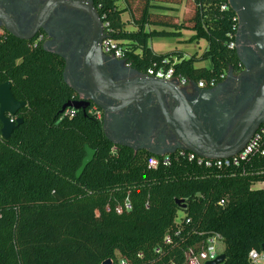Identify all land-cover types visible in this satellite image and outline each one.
Wrapping results in <instances>:
<instances>
[{
    "label": "trees",
    "instance_id": "16d2710c",
    "mask_svg": "<svg viewBox=\"0 0 264 264\" xmlns=\"http://www.w3.org/2000/svg\"><path fill=\"white\" fill-rule=\"evenodd\" d=\"M91 1L106 36L122 46L121 58L141 73L173 57L174 74L188 82H220V74L237 69L227 46L236 29L227 0H185L180 19L155 11L173 8L154 2L181 0H122L120 9L115 0ZM124 11L134 30L125 29ZM152 25L169 30H144ZM181 29L205 40L199 56L156 54L148 45L150 37ZM32 41L0 34V83L8 81L13 98L25 102L8 117L20 118L9 137L0 136V264H182L183 252L210 232L223 240L220 264H251L248 251L264 244V156L215 169L176 151L150 168L149 152L108 141L91 107L64 114L75 94L62 80L63 60ZM199 60L209 67L194 66ZM84 144L94 155L75 177ZM124 201L130 208L115 213Z\"/></svg>",
    "mask_w": 264,
    "mask_h": 264
},
{
    "label": "water",
    "instance_id": "95a60500",
    "mask_svg": "<svg viewBox=\"0 0 264 264\" xmlns=\"http://www.w3.org/2000/svg\"><path fill=\"white\" fill-rule=\"evenodd\" d=\"M227 3L237 18L234 50L238 63L242 64L243 69L236 75L233 74L232 69H228L225 76L239 79L243 74L253 72L256 69H259L260 74L250 80L243 95L239 99H235L230 106L225 107L223 104H217L211 111H199L193 104H197V97L206 99L211 90L197 88L193 81H189L192 84L191 88L185 89L177 86L174 80L155 78L129 69L132 76L128 80L114 82L109 76L106 64L115 59L107 57L100 50L101 40L105 37L104 28L106 25L100 19L96 8L92 5V1L53 0L50 5H64L80 10L87 14L92 21L90 37L81 55V70L88 87L86 91L89 95L88 100L103 112L101 118L102 131L108 141L113 145L127 146L133 151L143 148L155 156L182 150L202 158L221 159L234 156L242 149L258 125L264 123V0H227ZM7 9H9L8 12ZM15 9L11 6L0 7V19L2 20L0 27L2 26L15 38L30 40L38 26L35 24L26 34L19 33L11 17ZM239 30H242L246 35L250 49L258 56L253 67H248L237 49L236 42ZM42 49L50 52L44 46H42ZM55 54L63 59L61 54ZM63 60L62 80L72 90L78 92L67 81L68 62L65 59ZM120 62L124 61L121 60ZM195 91H198L197 97L192 95ZM94 93H99L112 100L115 105L108 107L100 103L94 98ZM146 94H151L155 98L161 113L160 117L155 113L151 114L149 123L153 125L157 121H161L169 133L171 142L174 143L171 147L161 151L141 145L135 147L129 143H123L109 133L107 118L114 117L111 113L112 110L130 104L137 107L138 101L143 99ZM164 98L171 103L168 109L164 106ZM86 99L81 97L67 101L63 104L62 110L65 108L84 110L89 105ZM24 105V101L13 98L8 81L0 83V136L3 139L9 137L16 123L20 121V118H16L14 122H11L8 117L14 116L16 111ZM139 118L140 115L137 113L131 118V125L143 122ZM83 151L84 155L81 158L80 165L75 170V177L81 174L85 165L92 160L94 155V150L88 147L87 144L83 145ZM176 203H181V200H176ZM260 249L264 250V244L261 245ZM223 258V253H220L213 260L205 262V264H220ZM101 264H110V260L106 259Z\"/></svg>",
    "mask_w": 264,
    "mask_h": 264
},
{
    "label": "flooded vegetation",
    "instance_id": "af4514ba",
    "mask_svg": "<svg viewBox=\"0 0 264 264\" xmlns=\"http://www.w3.org/2000/svg\"><path fill=\"white\" fill-rule=\"evenodd\" d=\"M52 2L53 0H0V7L11 6L14 9L16 8L12 12L11 17L14 20L18 32L21 34H26L37 24V30L31 39L34 40L38 38V42L41 43V46L48 49L50 53H59L62 55L63 59L67 60V81L78 91L76 92L73 90L75 94V99L73 100L81 97H85L87 98L86 100H88L89 95L86 92L88 87L81 70V55L90 37L92 21L87 14L80 10L64 5H50ZM8 10L9 9H7V12ZM0 23L2 24L1 19ZM3 32L8 33L1 26L0 34ZM236 45L241 57L248 67L255 66L258 56L250 49L249 41L242 30L238 31ZM106 56L112 57L110 55ZM113 58L115 59L114 61L106 64L109 76L114 82L128 80L132 76V72H130L129 69H135L130 67L123 58ZM121 60L124 62H120ZM242 69V64L238 63L237 69L232 70V72L236 75ZM259 74V69H256L253 72L243 74L239 79L227 78L225 76L224 79L215 86L201 88L204 90H211L206 99H199V97H197L198 91H195L192 95L197 97V104H193V106L199 111H211L217 104H223L225 107H228L235 99H239L243 95L250 80H253L254 77ZM191 85L192 84L188 82L181 87L189 89ZM94 98L108 107L115 105L112 100H109L99 93H94ZM88 102L89 105L87 107L95 106L91 101L88 100ZM163 103L167 109L171 104L166 98L163 99ZM137 104V107L130 104L112 110L111 113L114 117L107 118L109 133L118 141L129 143L135 147L141 145L157 151L171 147L174 143L171 142L169 133L164 124H162L161 121H157L153 125L149 123L151 121V114L155 113L159 117L161 114L155 98L151 94H146ZM97 109L102 118V110L99 108ZM137 113L140 115L139 120H143V122H137L131 125V118ZM144 120L146 121L144 122ZM167 141H169V143H167ZM137 150L146 151V149L143 148H138Z\"/></svg>",
    "mask_w": 264,
    "mask_h": 264
},
{
    "label": "built area",
    "instance_id": "2783aa9c",
    "mask_svg": "<svg viewBox=\"0 0 264 264\" xmlns=\"http://www.w3.org/2000/svg\"><path fill=\"white\" fill-rule=\"evenodd\" d=\"M225 7H227L226 4H223L220 6L221 9ZM233 20H235L236 26H237L236 15L233 17ZM105 32H106V27L104 28L105 37L101 40V43H100L101 52L103 54L110 55L115 58H120L122 56V46H120L119 41L107 37ZM227 36L231 38L232 35L231 33H227ZM37 42H38V38L37 39L35 38L32 44L35 45L37 44ZM234 45H235L234 39H229L227 41V46L229 48H234ZM174 61H176V59L173 57L171 64L168 63L166 66L161 64L156 67L154 66L148 67L144 74L155 77V78L164 79V80H174L176 81L177 86L181 87L187 84L188 81L186 78L180 75L174 74L173 66H172V63H174ZM165 62H166V59L162 61L163 64ZM225 75L220 74L219 79L223 80ZM218 82L219 81H217V79H213V78L209 80L200 79L195 82V86L197 88H204V87L210 88V87L215 86ZM89 111L94 113V115L97 118L100 117L99 110L95 106L91 107ZM73 112H74V109L66 108L64 111V114L67 115L68 117H71L73 115ZM9 120L13 122L12 118H9ZM177 152L178 153L185 152L188 160H192L197 165H201L205 168L222 169L226 167L237 166L241 162L246 161L249 158L264 156V123H261L258 125V127L255 129L250 139L245 143L242 149L234 156H231L228 158H221V159H209V158H202V157L196 156L195 154L191 152H186L182 150H177ZM158 157L159 156L151 155L147 159V166L150 168H155L159 162H161L162 164H166L168 162V154L161 155L160 156L161 159H159ZM222 203H223V200H220L219 204H222ZM129 208H130L129 202L124 201L123 204H116L113 207V210L115 213L118 214V213H121L123 210L129 209ZM105 209L108 210L109 209L108 206H105ZM175 221L178 222V219H175ZM163 242L164 243L169 242V237L167 235L164 236ZM219 244L221 245L223 244L221 235L217 232L208 233L201 242H198L188 247L183 252L184 259H183L182 264H186V263L187 264H205V262L213 260L218 254L222 253L223 248L221 249ZM247 257L251 264H264V250L250 249L247 253ZM110 264L112 263L110 262ZM117 264H127V263L124 260L120 259L118 260Z\"/></svg>",
    "mask_w": 264,
    "mask_h": 264
},
{
    "label": "rangeland",
    "instance_id": "374dc122",
    "mask_svg": "<svg viewBox=\"0 0 264 264\" xmlns=\"http://www.w3.org/2000/svg\"><path fill=\"white\" fill-rule=\"evenodd\" d=\"M154 3L162 4L164 6H174L176 10L172 9H164V10H155L160 13H167L176 15L179 19L182 17V12L184 8L185 0H181L180 2L171 4L167 2L155 1ZM187 4V3H186ZM115 6L117 8L123 7L122 0H115ZM121 20L125 22V29L126 30H134L135 26L129 22L128 20V13L125 11L120 14ZM150 29H168L169 28H161L159 26H145L144 30ZM193 35V31L189 29H181L178 35H166V36H153L148 39V45L156 54H165L171 51H178L181 53L182 57L186 58L192 54L195 56H199L201 52L204 50L206 46V42L204 39L198 40H190V37ZM194 66H203L209 67L208 60H199L194 62ZM254 188L261 187L260 183H255L253 185ZM182 216L180 211L177 212V216L175 219H179ZM221 249L223 248V244H219ZM187 264V263H186Z\"/></svg>",
    "mask_w": 264,
    "mask_h": 264
},
{
    "label": "crops",
    "instance_id": "0c3cea01",
    "mask_svg": "<svg viewBox=\"0 0 264 264\" xmlns=\"http://www.w3.org/2000/svg\"><path fill=\"white\" fill-rule=\"evenodd\" d=\"M168 7H171V8H173L174 10H176V8L174 7V6H168ZM121 19V18H120ZM123 21V20H122ZM124 22V21H123ZM151 50L153 51V49L151 48ZM154 52V51H153ZM257 183H260L261 184V186H262V183L261 182H257Z\"/></svg>",
    "mask_w": 264,
    "mask_h": 264
}]
</instances>
